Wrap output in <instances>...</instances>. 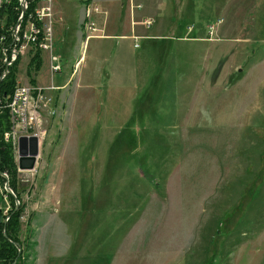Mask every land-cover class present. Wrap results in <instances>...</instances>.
Returning <instances> with one entry per match:
<instances>
[{
    "label": "rangeland",
    "instance_id": "rangeland-1",
    "mask_svg": "<svg viewBox=\"0 0 264 264\" xmlns=\"http://www.w3.org/2000/svg\"><path fill=\"white\" fill-rule=\"evenodd\" d=\"M254 5L257 27L247 30L245 18L241 32L252 38L241 44L243 75L227 72L219 82L232 54L224 57L223 43L216 40L198 43L191 33L185 38L186 26L194 22L186 15L179 30L165 29L172 42L156 47L143 42L139 57L140 46L128 43L134 56L126 61L125 84L131 88L123 91L136 88L138 95L129 111L121 105L116 111L107 110L112 106L84 111L73 92L61 109L60 98L55 100L36 168L19 172L26 205L23 237L32 219L37 263L57 258L49 255L51 247L64 251L67 240L76 237L80 246L95 243L90 251L95 255H83L84 263L99 264L101 257L100 264H110L119 254L123 264H264V0ZM57 7L78 24L82 0H54ZM118 9L111 8L116 15ZM111 19L122 30L129 25L128 17L121 22L114 12ZM219 19L223 23L214 39L232 25L221 13L211 15L207 38ZM136 26L143 34L157 30ZM75 41L74 59H68L64 76H55L57 85L72 74L80 51L85 58L89 51L82 69L91 62L96 40L81 49ZM115 44L103 49L115 56ZM33 55L21 59L17 77L23 83L31 81ZM46 55L33 71L35 82L36 77L51 80ZM111 60L105 74H123L124 61L116 66ZM108 87L109 77L101 99L111 96Z\"/></svg>",
    "mask_w": 264,
    "mask_h": 264
},
{
    "label": "crops",
    "instance_id": "crops-1",
    "mask_svg": "<svg viewBox=\"0 0 264 264\" xmlns=\"http://www.w3.org/2000/svg\"><path fill=\"white\" fill-rule=\"evenodd\" d=\"M82 0V10L80 15V20L77 25L71 24L74 22L71 18L70 14L67 11L62 10L60 7H57L54 10V25H55V47L54 53L62 57L64 61V69L68 65V59H74L73 55L74 46L76 45V41L79 43L80 49L82 47H86L88 41L96 40V43L93 47L92 59L89 63L88 67H84L82 69V63H84L83 59L85 58L84 50L80 51L82 54L80 58H76L74 61V65L71 66L72 74L68 75L66 81L64 80L63 84L57 85L55 84V77L52 79L50 75V62H49V54L47 53L46 58L48 60L47 70L48 75H50L51 80L48 83H43L41 81V77H36V84L44 87H48L53 85L58 88V90L52 91L51 95L58 101V106L61 109V106L66 104V100L68 101L67 96L75 95L74 101L80 105V109L82 108L84 111H96L97 106H112L108 108L109 111H116L119 105L122 106V109L125 111L130 110V106L137 101L138 95L135 90L132 89L129 94H127L123 89L131 88V86L127 87L125 84L126 78V61L127 59L131 62L133 59L134 53L131 52L129 47L128 51V43L134 42L133 45L139 44V48H135L136 57L137 50H141L143 48V42H151L154 47L160 46L162 43L167 44V42H172L168 36L164 34L165 29L167 31H176L182 26L181 21L186 15L192 17L194 22L188 24L186 26V37L189 38L188 27L194 26L193 31L190 32V35H193V41L198 43H209V39L207 38V27L209 25L208 18L211 15L221 13L227 20L229 18L230 22H232L231 26H228L226 30H220L219 34L223 32V37H218L214 40L217 42L223 43L222 50L224 52L223 56L231 55L230 59L232 60L229 69H223L220 74V80H222L223 75L227 72L233 74L234 72L238 73V75L244 74V68L240 65V51H245L246 48H242L241 44H245L244 42H251V35L241 37V32L243 33L242 26L244 24L245 18L249 21V26L247 30L250 32L254 30L257 25L255 24L256 17V6L254 5V0H175L171 6V9L166 7V2L168 0ZM132 1L135 4H143L144 8L141 10L132 9ZM150 1V4L147 2ZM90 3H94L98 5L102 11L101 14L95 16V20L97 23V28L100 32L96 33V35L90 39H86L85 32L83 30V21H84V13L85 8ZM117 6L118 12L117 15L115 11H112L111 8ZM174 6V7H173ZM173 7V8H172ZM169 9V10H168ZM122 10H124V17L122 14ZM139 11L141 12L139 14ZM114 12V16H116V20H120L121 22L125 21L126 17L129 18V25L124 24L121 29L120 24H116L115 20L111 19L112 13ZM150 18L154 21V25L156 27V33L154 35L143 34L136 26V20H144ZM203 18L205 20L203 21ZM176 20V22H175ZM75 25V27H74ZM127 30L129 32L127 33ZM205 30V32H203ZM120 31H122L121 34ZM204 33V34H203ZM247 35V34H246ZM189 36V37H188ZM135 37H138V40H135ZM182 38V39H185ZM212 40V41H214ZM115 56H112L111 50L105 51L103 49L104 45L114 44ZM215 42V41H214ZM131 44V43H130ZM160 44V45H159ZM117 49V50H116ZM88 53H86L85 62L88 60ZM44 54H41L42 63L44 62ZM115 59L116 66L117 61L123 60L124 68L123 74H118L116 72L105 74L106 65ZM229 59V60H230ZM83 61V62H82ZM72 63V60L69 61ZM229 62V61H228ZM260 61L255 62L253 65V69L260 64ZM81 65V66H80ZM118 66H121V63H118ZM79 71L76 76L75 84L73 85L72 81H74L76 71ZM228 70V71H227ZM64 70L61 74L63 75ZM47 74V72H46ZM64 76V75H63ZM74 77V78H73ZM109 77V92L110 97L101 99L99 97L100 91L106 88V78ZM219 84L218 82L215 84ZM214 89L218 90L216 87L212 86ZM72 89V91H71ZM68 96V97H69ZM67 98V99H66ZM137 98V99H136ZM73 101V102H74ZM95 243L87 242L80 246L76 237H70L65 243V249L62 251L60 247H51L50 254L52 253L58 254L56 259V263H53L54 259L46 258L45 263H37L36 259L33 264H91L84 263L82 261L83 255H95L93 252H90L92 246ZM80 246V247H79ZM43 250V249H42ZM119 256V257H118ZM112 262L110 264H123V260L120 258L119 254H114L112 257ZM125 261V260H124ZM126 262V261H125ZM98 263H101V257L98 260ZM127 263V262H126Z\"/></svg>",
    "mask_w": 264,
    "mask_h": 264
},
{
    "label": "built area",
    "instance_id": "built-area-1",
    "mask_svg": "<svg viewBox=\"0 0 264 264\" xmlns=\"http://www.w3.org/2000/svg\"><path fill=\"white\" fill-rule=\"evenodd\" d=\"M18 1L20 4L18 23L7 28L6 14L3 13V9L5 5L11 4L12 0H0V110L8 109L10 112L12 127L5 133L4 138L6 142L12 141L16 149L22 136L36 137L40 146L43 145L48 134L46 117L56 112L55 99L51 92L58 88L53 85L44 87L18 80L12 98L7 100L2 98L1 83L8 77L11 68L30 52L49 54L52 79L64 70L62 57L54 53V0H41L36 10L28 15L26 22L24 20L29 9V2L28 0ZM142 8V5L132 1L133 11ZM101 13L100 7L94 3L86 6L83 30L87 40L100 32L95 15ZM222 23L223 19H219L217 24L209 27V40H214L217 27ZM135 24L151 29L154 21L147 18ZM193 29L192 26L188 27L189 33ZM135 40H138V37H135ZM135 47L139 45L136 44Z\"/></svg>",
    "mask_w": 264,
    "mask_h": 264
},
{
    "label": "trees",
    "instance_id": "trees-1",
    "mask_svg": "<svg viewBox=\"0 0 264 264\" xmlns=\"http://www.w3.org/2000/svg\"><path fill=\"white\" fill-rule=\"evenodd\" d=\"M29 9L25 15V22L30 13H33L41 0H28ZM3 13L6 14V27L10 28L18 23L20 4L18 0H12L5 5ZM26 24V23H25ZM41 52H36L29 63L28 76L31 83L36 84L32 77L33 71L41 68ZM20 61L11 68L8 77L1 83L2 98L11 99L17 84ZM222 62L216 69L219 75L222 70ZM11 117L8 109L0 110V264H33L35 262V249L38 243L35 238V229L32 228V219L27 223L25 237H23V218L26 205L22 201L19 171L17 164L16 148L12 141H5V133L11 130ZM8 176V179L3 177ZM6 182L9 183L15 197L5 190ZM5 201H8L7 207ZM20 202V205L17 202Z\"/></svg>",
    "mask_w": 264,
    "mask_h": 264
},
{
    "label": "water",
    "instance_id": "water-1",
    "mask_svg": "<svg viewBox=\"0 0 264 264\" xmlns=\"http://www.w3.org/2000/svg\"><path fill=\"white\" fill-rule=\"evenodd\" d=\"M40 156V144L36 137L22 136L18 143V170L19 172L33 171ZM3 177L8 178L5 174ZM5 190L13 196L14 192L6 182Z\"/></svg>",
    "mask_w": 264,
    "mask_h": 264
}]
</instances>
